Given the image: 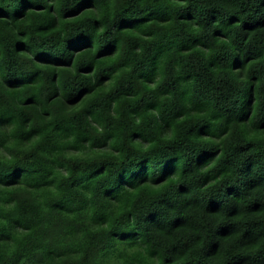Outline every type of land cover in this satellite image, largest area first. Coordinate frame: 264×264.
Masks as SVG:
<instances>
[{
	"label": "trees",
	"instance_id": "obj_1",
	"mask_svg": "<svg viewBox=\"0 0 264 264\" xmlns=\"http://www.w3.org/2000/svg\"><path fill=\"white\" fill-rule=\"evenodd\" d=\"M0 264H264V0H0Z\"/></svg>",
	"mask_w": 264,
	"mask_h": 264
}]
</instances>
